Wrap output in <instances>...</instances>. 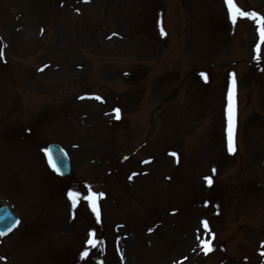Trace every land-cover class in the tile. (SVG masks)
<instances>
[{
	"label": "rangeland",
	"instance_id": "374dc122",
	"mask_svg": "<svg viewBox=\"0 0 264 264\" xmlns=\"http://www.w3.org/2000/svg\"><path fill=\"white\" fill-rule=\"evenodd\" d=\"M236 2L264 16V0ZM258 28L224 0H0V204L21 219L0 264H264ZM51 142L72 178L49 167ZM88 186L99 221L67 196Z\"/></svg>",
	"mask_w": 264,
	"mask_h": 264
},
{
	"label": "snow or ice",
	"instance_id": "6c2138e0",
	"mask_svg": "<svg viewBox=\"0 0 264 264\" xmlns=\"http://www.w3.org/2000/svg\"><path fill=\"white\" fill-rule=\"evenodd\" d=\"M224 3L227 6V10H228V14L229 17L232 21L233 24L236 23L237 18L238 17H248L253 19L254 21H256V23L259 25V33H260V37H261V43H264V16L258 15L255 12H248V11H244L241 10L237 4L234 2V0H224ZM256 52L259 53L260 52V45L258 44L256 47ZM259 58V57H257ZM232 75V81H231V86L229 87L228 90V95H227V100H228V104H227V139H228V151L229 153H235L236 148L234 145V139H235V132H236V106H235V95H236V80H235V73L231 74ZM201 76H204L205 80H207V76L204 73H201ZM96 99H100V97H95ZM81 99H83V97H81ZM116 112V118L119 119L120 118V109H115ZM47 151V150H46ZM171 155L176 156V153H171ZM127 159V157L125 158ZM48 164L49 167L52 168V170L58 174H63L61 172L60 169V164H62V161L58 162L55 161L50 155L48 156ZM216 170L213 169V172H215ZM129 179H131V177H129ZM208 185L211 186L212 185V179L211 177H206L205 178ZM68 198L72 201L73 206L75 207V205L77 204V202L81 199L88 201L93 212H95L96 217H97V221L100 220V211L99 208L97 206V200L100 197L104 196V193H96L91 189V186H88V193L87 194H82L81 192H77V191H68L67 193ZM20 223V221L14 220L12 221L7 228V232H11L13 230L14 227L18 226ZM204 228L208 229V222L204 221L203 222ZM151 231V230H150ZM7 232H0V236L2 235H6ZM89 239L87 240V244L95 247L97 244V240L95 239L96 237V233L90 232L89 233ZM202 245L204 247L205 252H209L212 250L211 248V242L210 241H202ZM89 255V252L87 250H85L84 252L81 253V258H85ZM2 259V258H0Z\"/></svg>",
	"mask_w": 264,
	"mask_h": 264
},
{
	"label": "water",
	"instance_id": "95a60500",
	"mask_svg": "<svg viewBox=\"0 0 264 264\" xmlns=\"http://www.w3.org/2000/svg\"><path fill=\"white\" fill-rule=\"evenodd\" d=\"M52 149L54 150L53 154L56 156V161H62V164H60V166L63 171H65V173L69 172L70 167L66 157L61 154L57 146L53 147ZM14 220H16V218L10 212L7 206H3L0 208V231L7 230L8 225Z\"/></svg>",
	"mask_w": 264,
	"mask_h": 264
}]
</instances>
